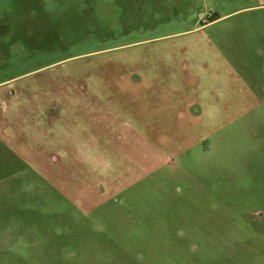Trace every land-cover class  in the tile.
<instances>
[{
  "label": "rangeland",
  "instance_id": "obj_1",
  "mask_svg": "<svg viewBox=\"0 0 264 264\" xmlns=\"http://www.w3.org/2000/svg\"><path fill=\"white\" fill-rule=\"evenodd\" d=\"M0 264H264V0H0Z\"/></svg>",
  "mask_w": 264,
  "mask_h": 264
}]
</instances>
